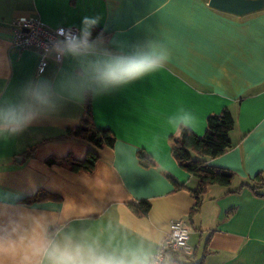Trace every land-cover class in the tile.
Listing matches in <instances>:
<instances>
[{"label": "crops", "instance_id": "1", "mask_svg": "<svg viewBox=\"0 0 264 264\" xmlns=\"http://www.w3.org/2000/svg\"><path fill=\"white\" fill-rule=\"evenodd\" d=\"M208 3L0 0V100L14 97L30 79L55 82L80 68V61L72 57L60 63L49 59L38 74L39 54L19 49L11 41V22L18 16L38 17L54 28L78 29L82 18L98 17L95 28L103 31L104 46L112 52L151 40H159L170 52L161 70L125 87L92 95L96 126L116 136L112 148L97 151L100 160L93 174H73L44 164L49 156L63 158L71 153L77 160L85 157L87 144L58 138L80 123L84 98L65 99L55 112L19 135L0 138V197L19 195L16 203L21 204L45 189L62 197L60 202L48 201L53 205L66 199L92 204L96 206L93 214L78 219L75 227L100 236L110 248L143 247L155 254L170 222H187L195 202L187 190H176L168 176L189 189L197 185L171 154L169 138L176 134L170 120L190 113L194 117L190 130L203 136L207 117L229 108L235 119L232 147L208 163L237 175L232 188L264 172V9L236 16ZM34 146V156L26 157ZM140 150L154 158L157 166L142 167L137 157ZM145 199L150 212L138 218L127 203ZM187 225L191 254H176L180 263L264 264V198L250 188L235 193L220 186L208 188L200 213Z\"/></svg>", "mask_w": 264, "mask_h": 264}, {"label": "clouds", "instance_id": "2", "mask_svg": "<svg viewBox=\"0 0 264 264\" xmlns=\"http://www.w3.org/2000/svg\"><path fill=\"white\" fill-rule=\"evenodd\" d=\"M98 17H84L77 31L58 30L46 51L57 61L72 57L79 71L58 81L30 79L11 98L0 100V138L19 135L34 122L55 112L65 99L81 100L125 87L166 65L170 52L159 40L136 44L127 51L112 52L104 40L92 38ZM170 120L179 138L194 123L187 112ZM19 195L0 197V264H177L183 245L169 243V251L155 256L150 249L117 250L100 236L75 222L93 214L96 206L66 199L60 205L42 202L18 204ZM111 239V238H109Z\"/></svg>", "mask_w": 264, "mask_h": 264}, {"label": "trees", "instance_id": "3", "mask_svg": "<svg viewBox=\"0 0 264 264\" xmlns=\"http://www.w3.org/2000/svg\"><path fill=\"white\" fill-rule=\"evenodd\" d=\"M97 36L101 38L105 36L100 28L92 31V37ZM234 126L235 119L232 112L229 108H224L220 113L210 114L207 117V130L203 136H197L192 130L187 129L181 137L174 135L169 138L171 154L178 166L197 181L196 187L189 189L176 183L173 176H168L176 190H187L195 201L187 218L189 224H193L194 218L200 213L204 195L212 186L226 188L227 193H235L248 187L256 196L264 198V172L258 173L253 179L242 182L239 187L232 188L237 175L230 170L214 167L208 163L209 159L221 156L232 147L230 132ZM58 138L80 140L87 144L89 148L85 157L77 160L71 153L63 158L49 156L44 159V164L48 167L60 166L78 175L93 174L100 160L97 151L105 147L112 148L116 143V136L110 129L96 126L91 94L84 98V114L80 123L76 127L65 129ZM35 150L36 146L30 148L26 152V157L32 158ZM137 157L139 164L144 168L157 166V161L144 151H138ZM48 201L60 202L62 197L45 189H39L36 193L21 200L20 203L30 206L34 203ZM127 207L138 218H145L150 212V202L146 199L129 202Z\"/></svg>", "mask_w": 264, "mask_h": 264}, {"label": "built area", "instance_id": "4", "mask_svg": "<svg viewBox=\"0 0 264 264\" xmlns=\"http://www.w3.org/2000/svg\"><path fill=\"white\" fill-rule=\"evenodd\" d=\"M12 38L11 41L14 46L19 49H30L39 54L38 74L43 73L47 66L48 60L53 59L57 61L53 55L47 53L46 49L49 42L55 37L58 30L72 29L74 32L78 30L75 26H59L50 27L41 21L38 17L33 16H18L11 22ZM190 238V231L187 222L184 219H174L169 224V231L164 241L158 247L155 256H163L169 251V243L183 245L176 254H191L188 241ZM177 264H182L177 260Z\"/></svg>", "mask_w": 264, "mask_h": 264}, {"label": "water", "instance_id": "5", "mask_svg": "<svg viewBox=\"0 0 264 264\" xmlns=\"http://www.w3.org/2000/svg\"><path fill=\"white\" fill-rule=\"evenodd\" d=\"M209 6L236 16H244L264 9V0H209Z\"/></svg>", "mask_w": 264, "mask_h": 264}, {"label": "rangeland", "instance_id": "6", "mask_svg": "<svg viewBox=\"0 0 264 264\" xmlns=\"http://www.w3.org/2000/svg\"><path fill=\"white\" fill-rule=\"evenodd\" d=\"M193 239H195V237H193ZM181 261H183L184 263L188 262L184 257H181Z\"/></svg>", "mask_w": 264, "mask_h": 264}]
</instances>
